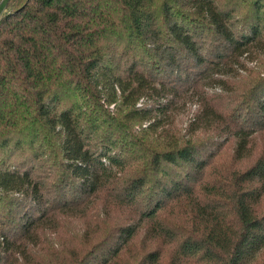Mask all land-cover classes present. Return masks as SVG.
Here are the masks:
<instances>
[{"label": "trees", "instance_id": "trees-1", "mask_svg": "<svg viewBox=\"0 0 264 264\" xmlns=\"http://www.w3.org/2000/svg\"><path fill=\"white\" fill-rule=\"evenodd\" d=\"M3 2L0 264H117L128 249L133 264H259L264 74L215 99L264 43V0ZM191 98L184 138L171 127ZM229 141L246 163L208 178ZM97 198L120 218L105 224ZM68 218L82 220L63 232Z\"/></svg>", "mask_w": 264, "mask_h": 264}, {"label": "rangeland", "instance_id": "rangeland-1", "mask_svg": "<svg viewBox=\"0 0 264 264\" xmlns=\"http://www.w3.org/2000/svg\"><path fill=\"white\" fill-rule=\"evenodd\" d=\"M218 2L221 1H227L231 6L233 4L237 5L240 4L241 2H243L244 0H217ZM7 9V6L4 4L3 0H0V15L2 13H4V11ZM248 60L244 62V66L246 68V71L239 76L238 78L235 79V81H233L234 83L232 84V79L230 78H225V83H224V88L225 91L222 92L219 96V98L215 99V103L219 104L222 108H227L228 106L231 105L229 99L226 97L229 95V93L231 91H234L235 93L240 92L241 90H243L248 81L251 78H255L258 75H262L264 74V43H262L258 49H257V53L255 55H248ZM218 84V83H217ZM218 87L216 85H214V87L212 88H201V89H194L192 90V92L194 94H201L208 98H214L216 97V95L219 93ZM206 93V94H205ZM196 98V97H195ZM195 98H191L188 102H186L185 104V108L181 109L178 105V110H179V114L176 116L175 121L173 123V126L171 127V131L173 133H176L177 135L179 134H183L184 138L188 137V128H189V120L192 116V114L194 113L195 109L197 108L196 105V101ZM140 104V100L136 103V105L138 106ZM236 104V103H235ZM112 105L110 104L108 106V109H111ZM146 125V123L143 121H132L131 123H129V127H131L132 130H136L139 131L141 128H143ZM213 134V133H212ZM211 134V135H212ZM154 134H152V136H150V133H147L144 131V142L147 145H152V138ZM197 137H202V138H207L210 135V132H206V133H197ZM210 135V136H211ZM137 136L140 137V134H138ZM196 138V137H195ZM214 140H218L217 138L214 137ZM262 139L258 140L261 142ZM129 150H134L136 151L137 149H139L138 145L134 144L132 146L128 147ZM141 150V149H140ZM234 150V143L233 141H229L228 143H226V145L223 147V149L219 152V154L216 156L215 158V167H211L209 168V170H207V177L212 179L215 176H217V174L219 173L218 170L221 169L222 165L223 167L227 170L229 167L231 166H240L242 164H245L246 161L242 162L241 164H236V162L234 160H232V153ZM257 151V144L256 146L253 148V152ZM253 161V159L249 160L247 162V164H251V162ZM246 164V165H247ZM143 166L142 162L139 163H135L133 164L131 167L127 168L124 170L123 174H128L130 173L132 170L134 169H140ZM94 208L99 209L102 218H104V222L105 224L107 222H111V221H115L116 219H119L121 216V212H119L118 210L114 209V208H110V207H105L102 204V201L100 200V198L94 199L92 201L91 204ZM264 210V202L263 204L259 207V211ZM106 216L108 219H106ZM83 217V216H82ZM88 218L85 217L84 219L86 220ZM180 220H182L181 217H179ZM82 218L77 219L74 218V221L71 220V218H68V220L66 221V223L64 224L62 231L63 232H68L72 229H74L77 225L81 222ZM94 229V231H97L98 229L95 227H92ZM79 236L82 235L81 231L78 233ZM138 235H141V232L139 231ZM80 237H73L71 236L69 239H62L63 244L65 245H69V246H74L78 251L82 250L83 248H85V245L80 241L79 239ZM139 245V244H138ZM138 245H135L134 249L138 250ZM41 256H49L46 255L44 253H41ZM133 251L132 249H128L127 253H124L121 258L118 260V262L116 261L115 263L117 264H133L132 262V257H133ZM165 258L166 261L169 258V251L166 252L165 254ZM118 259V258H117ZM259 264H264V255L261 256L259 259Z\"/></svg>", "mask_w": 264, "mask_h": 264}]
</instances>
